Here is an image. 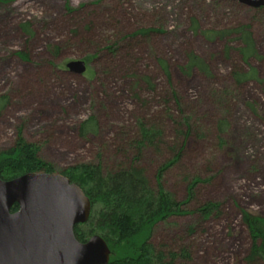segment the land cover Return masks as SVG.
Segmentation results:
<instances>
[{"label":"rangeland","instance_id":"obj_1","mask_svg":"<svg viewBox=\"0 0 264 264\" xmlns=\"http://www.w3.org/2000/svg\"><path fill=\"white\" fill-rule=\"evenodd\" d=\"M256 13L221 0H0V97L8 99L0 112V150L11 146L21 129L60 174L95 162L98 155L108 163L120 160L116 146L135 135L139 120L152 125L159 115L168 141L170 106L162 105L168 82L157 61L163 60L182 109L200 135L189 137L181 164L166 174L165 187L183 200L184 177L209 180L197 186V201L218 202L221 213L206 221L173 218V226L159 227L154 238L173 241L175 233L182 236L195 224L194 234L184 237L192 249L190 264H244L249 238L240 211L264 216V16ZM191 18L202 30L250 24L260 56L250 65L258 80L235 87L230 73L244 68L238 43L205 40L191 31ZM27 24L31 34L21 27ZM148 28L157 32L144 40L134 37L128 46L126 35ZM191 51L208 63L210 78L181 71ZM16 52L25 53L27 61ZM88 57L93 79L63 68ZM143 75L151 77L155 92L136 86ZM91 115L97 134L81 138L77 127ZM223 118L229 126L220 144L215 129ZM165 158L153 150L140 156L151 184Z\"/></svg>","mask_w":264,"mask_h":264},{"label":"trees","instance_id":"obj_2","mask_svg":"<svg viewBox=\"0 0 264 264\" xmlns=\"http://www.w3.org/2000/svg\"><path fill=\"white\" fill-rule=\"evenodd\" d=\"M221 1L242 6L236 2ZM254 11L264 16V8ZM21 27L26 33L31 34L27 29L28 24ZM190 29L207 41L231 39L238 43L235 50L244 68L230 73L235 87L258 80L256 69L250 65L253 59L260 58L250 24L238 23L225 29L202 30L198 20L191 18ZM156 32L157 30L151 28L139 29L124 38L132 48L134 37L138 36L144 40ZM226 50L229 51L230 48L227 47ZM16 55L24 62L28 59L23 52H16ZM89 58L83 59L87 65L84 75L88 79H93L95 72L89 64L95 57L92 55V59L87 61ZM157 61L168 82L162 105L170 106L166 120L171 125L170 139L166 140L164 125L161 124L163 120L159 115L152 125H146L139 120L135 135L122 146H116L118 153L122 154L120 160L108 163L98 155L95 162L79 163L60 171V174L77 184L90 201L89 218L86 223L75 227V238L79 242H86L94 235L100 236L110 251L108 264H190L192 249L184 241V237L194 234L195 224L194 226L190 224L182 236L181 233L178 234L179 236L175 233L170 237L173 240L170 242L156 241L155 232L164 225L172 227L170 220L173 218L192 217L206 221L218 217L221 213V205L218 202L197 201V186L209 180L201 179L197 175L184 177L186 194L183 200L177 199L176 194L165 187L166 174L181 164L189 137L200 135L196 133V126L191 117L182 109V103L171 85L167 64L163 60ZM51 66L56 70L65 69L62 66ZM180 69L187 75L197 71L206 78L212 76L208 63L193 51L186 54L185 64ZM135 83L136 86L140 83L146 85L152 92L157 89L149 75L138 77ZM215 98L220 102L216 96ZM7 103L8 99L1 96L0 112ZM174 111L177 114H174ZM228 126L226 118L217 120L215 131L220 144L224 143L222 135ZM77 131L81 138L97 134L98 125L95 116H88L79 123ZM149 150L160 156L166 155L165 161L156 169L153 184L150 183L146 170L139 165L140 156L144 151ZM127 152L131 155L128 156ZM27 173H55V168L52 163L40 156V147L25 140L22 130L18 129L11 146L0 150V178L10 180ZM191 203L195 204L190 209L187 206ZM17 210L18 206L14 205L11 212ZM240 218L249 238L244 264H264V216L242 209Z\"/></svg>","mask_w":264,"mask_h":264},{"label":"water","instance_id":"obj_3","mask_svg":"<svg viewBox=\"0 0 264 264\" xmlns=\"http://www.w3.org/2000/svg\"><path fill=\"white\" fill-rule=\"evenodd\" d=\"M251 9L264 0H227ZM67 72L84 76V60L69 61ZM14 205L16 212H11ZM90 201L82 189L56 173H27L0 178V264H108L106 242L94 235L86 242L74 236L87 222Z\"/></svg>","mask_w":264,"mask_h":264}]
</instances>
